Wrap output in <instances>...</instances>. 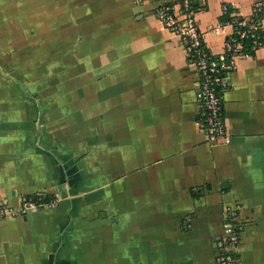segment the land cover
I'll use <instances>...</instances> for the list:
<instances>
[{
    "label": "crops",
    "instance_id": "0c3cea01",
    "mask_svg": "<svg viewBox=\"0 0 264 264\" xmlns=\"http://www.w3.org/2000/svg\"><path fill=\"white\" fill-rule=\"evenodd\" d=\"M186 1L200 30L223 4L263 19L228 75L227 145L152 0H0V264H216L229 210L239 263L264 264V0ZM229 31L205 33L212 55Z\"/></svg>",
    "mask_w": 264,
    "mask_h": 264
},
{
    "label": "built area",
    "instance_id": "2783aa9c",
    "mask_svg": "<svg viewBox=\"0 0 264 264\" xmlns=\"http://www.w3.org/2000/svg\"><path fill=\"white\" fill-rule=\"evenodd\" d=\"M155 4L154 14L162 26L177 36L183 46L186 61L194 67L199 78V86L195 94L198 108V121L203 126L206 142L209 146L227 145L231 138L225 129L223 95L228 89V75L235 68L233 59L244 56L249 48L255 49L262 44L263 19L257 8H253L249 19L229 12L223 4L221 10L225 16L215 26L200 30L192 10L186 0L182 2L183 10L163 0H152ZM199 9V8H198ZM227 32L223 42V52L212 55L207 49L205 33ZM41 200L40 196L23 198L24 208H35ZM10 212L0 206V216ZM234 211H227L223 223V234L215 242L216 264H240L235 248L239 243V224ZM236 220V223L234 222Z\"/></svg>",
    "mask_w": 264,
    "mask_h": 264
},
{
    "label": "rangeland",
    "instance_id": "374dc122",
    "mask_svg": "<svg viewBox=\"0 0 264 264\" xmlns=\"http://www.w3.org/2000/svg\"><path fill=\"white\" fill-rule=\"evenodd\" d=\"M235 218L237 219V215L235 216ZM234 222L236 223V220ZM239 228H241L240 224H239ZM239 231H240V229H239ZM239 240H240V237H239Z\"/></svg>",
    "mask_w": 264,
    "mask_h": 264
},
{
    "label": "trees",
    "instance_id": "16d2710c",
    "mask_svg": "<svg viewBox=\"0 0 264 264\" xmlns=\"http://www.w3.org/2000/svg\"><path fill=\"white\" fill-rule=\"evenodd\" d=\"M48 199V198H47Z\"/></svg>",
    "mask_w": 264,
    "mask_h": 264
}]
</instances>
